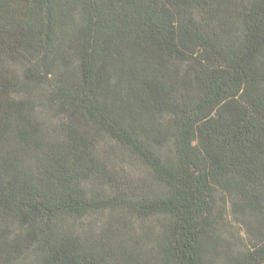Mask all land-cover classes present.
Segmentation results:
<instances>
[{"label":"trees","instance_id":"trees-1","mask_svg":"<svg viewBox=\"0 0 264 264\" xmlns=\"http://www.w3.org/2000/svg\"><path fill=\"white\" fill-rule=\"evenodd\" d=\"M0 259L264 264V0H0Z\"/></svg>","mask_w":264,"mask_h":264},{"label":"rangeland","instance_id":"rangeland-1","mask_svg":"<svg viewBox=\"0 0 264 264\" xmlns=\"http://www.w3.org/2000/svg\"><path fill=\"white\" fill-rule=\"evenodd\" d=\"M21 68L24 69V67H22L20 63H17V64L12 65V69H9L10 70L9 72H20ZM60 116L62 115H55V118H52L54 119V120H51L54 122V125L53 123H51L53 127L58 126L59 123L62 121L63 118H61ZM109 144L110 142L108 139H102L100 141V147H103V149L110 147ZM119 162H121V164L124 166L125 171L131 175V178L135 181V183H140L142 181H144L146 185H149L151 183L152 181L151 180V175H152L151 169L141 160L133 158L130 155H125L124 157H121ZM110 213L111 212L109 211L108 214ZM132 218L134 220V224H135L134 228L137 234L140 233V231L142 230L143 227H145V225H149L151 222L147 220H138L135 217H132ZM106 219H107V215H104V214H96L91 217L89 216V218H86L85 220L74 224L73 229L74 231H76V233L81 232V231H86L88 233H93V235H96L102 231V228H103V225ZM56 224L60 228L66 225L61 220H59ZM234 225L236 224L234 223ZM234 225H233L232 237L239 239V240L241 238L243 239L246 238V232L242 229H239L237 226L234 227ZM228 227L229 225L227 226V228ZM10 232L13 236H21L24 234L20 220L19 222H17V225L14 228L10 229ZM0 264H3V261L1 259H0Z\"/></svg>","mask_w":264,"mask_h":264}]
</instances>
